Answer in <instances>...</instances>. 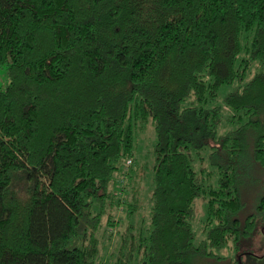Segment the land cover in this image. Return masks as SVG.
Wrapping results in <instances>:
<instances>
[{
	"label": "trees",
	"instance_id": "trees-1",
	"mask_svg": "<svg viewBox=\"0 0 264 264\" xmlns=\"http://www.w3.org/2000/svg\"><path fill=\"white\" fill-rule=\"evenodd\" d=\"M258 64L264 0H0V264H194L238 248L264 218V194L238 217L242 168H264ZM150 119L144 229L133 221L138 184L132 200L120 194L134 125ZM202 195L206 237L195 245ZM124 219L104 255L102 236Z\"/></svg>",
	"mask_w": 264,
	"mask_h": 264
},
{
	"label": "rangeland",
	"instance_id": "rangeland-1",
	"mask_svg": "<svg viewBox=\"0 0 264 264\" xmlns=\"http://www.w3.org/2000/svg\"><path fill=\"white\" fill-rule=\"evenodd\" d=\"M263 70L264 64L257 65L252 69ZM8 83V75L6 67H0V88H4ZM239 85L238 81L231 84L222 85L218 97L213 101L214 104L222 105L224 98L228 92L233 90ZM230 126H226L224 130L229 129ZM157 141V133L154 128V124L150 119L142 127L134 125V151H135V165L133 168V178L123 177L124 182L130 189L123 191L120 196L125 197L126 200H132L131 196L133 193V183L138 184V201L139 207L136 211L133 221L142 225L143 228L149 225L150 213H151V194L153 190V164H154V145ZM207 152V150H206ZM206 152H204L206 154ZM209 152V150H208ZM207 160V157H206ZM129 164V162H127ZM196 167H199L197 158L194 160ZM204 162L201 163V165ZM240 164V162H239ZM209 171L214 169V165L208 163ZM121 174L117 177L120 179ZM242 178V200L244 206L239 212L238 217L244 221V219L253 212L256 211V207L259 201V197L264 194V168L259 166L257 163H250L245 168H242L240 172ZM217 174H214L212 181L215 183ZM122 181V179H120ZM121 186V187H122ZM132 186V187H131ZM119 187V188H121ZM125 187V185H124ZM128 189V188H127ZM126 210L121 209L115 214L117 217H125ZM205 218H206V199L205 197L199 196L195 201V212L191 219L192 227L195 232L194 243L199 244L206 237L205 231ZM126 226V220H123L122 225H118L110 232L107 231L102 236L103 245L105 248L102 249V253L105 255L111 251L114 247L113 243L118 240V235L121 230L123 231ZM109 237H111L109 239ZM215 254L222 258H207V259H195L194 264H264V218H258L256 225L252 233L247 237H242L238 242L237 246H234L233 242H229L226 246L221 249H215Z\"/></svg>",
	"mask_w": 264,
	"mask_h": 264
}]
</instances>
